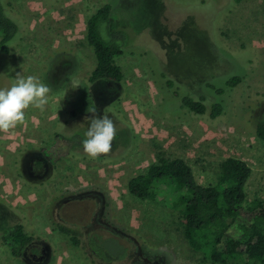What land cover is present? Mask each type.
I'll use <instances>...</instances> for the list:
<instances>
[{"label": "rangeland", "instance_id": "rangeland-1", "mask_svg": "<svg viewBox=\"0 0 264 264\" xmlns=\"http://www.w3.org/2000/svg\"><path fill=\"white\" fill-rule=\"evenodd\" d=\"M1 1L20 29L10 52L0 51V88L20 73L51 91L43 112L30 107L22 125L0 133V222H22L34 236L16 255L0 230V264H222L190 245L164 200L168 190L142 199L128 181L176 157L207 185L234 156L252 169L245 206L264 200V140L256 133L264 121V0ZM105 3L111 30L128 35L116 59L124 79L89 83L96 57L86 23ZM235 75L239 82L228 86ZM185 94L220 102L221 115L184 107ZM92 108L116 124L104 162L71 152H83ZM58 223L77 228L80 243Z\"/></svg>", "mask_w": 264, "mask_h": 264}, {"label": "trees", "instance_id": "trees-1", "mask_svg": "<svg viewBox=\"0 0 264 264\" xmlns=\"http://www.w3.org/2000/svg\"><path fill=\"white\" fill-rule=\"evenodd\" d=\"M112 13V5L105 3L87 19L86 38L96 57L88 76L89 83L99 80L122 82L124 79V71L116 59L123 53L128 35L122 30H111ZM104 23L106 35L102 30ZM19 29L18 22L7 13L0 0V51L10 52V44ZM239 80L240 76L235 75L228 79L227 85L233 86ZM216 91L222 93L223 89L216 88ZM175 93L179 94L178 91ZM181 100L184 107L199 114H209L212 118L223 111L220 102L208 103L204 96L196 98L185 94ZM256 133L264 140V121L257 124ZM57 137L61 142L67 138L63 133H57ZM71 152L77 157L101 162L107 158L103 155L91 159L82 151ZM251 173L252 169L245 160L230 156L221 162L216 182L205 185L197 181L192 167L183 158L162 157L159 162L150 164L144 173L132 176L128 188L134 196L151 200H157L168 190V197L164 200H169L178 211L190 245L213 262L226 264L245 259L248 263L264 264V200L255 198L245 206L246 185ZM57 229L69 236L75 245L80 243L79 231L74 226L58 223ZM232 229L237 230V235L230 232ZM0 230L16 255L34 240L22 222L12 226L0 222ZM125 255L111 259L117 260Z\"/></svg>", "mask_w": 264, "mask_h": 264}, {"label": "clouds", "instance_id": "clouds-1", "mask_svg": "<svg viewBox=\"0 0 264 264\" xmlns=\"http://www.w3.org/2000/svg\"><path fill=\"white\" fill-rule=\"evenodd\" d=\"M51 89L37 76L16 74L9 87L0 88V133H8L25 122L26 110L30 107L43 112L49 103ZM85 138L82 140L84 154L91 159L112 151L116 136V124L106 114L98 115L95 108L88 110Z\"/></svg>", "mask_w": 264, "mask_h": 264}]
</instances>
